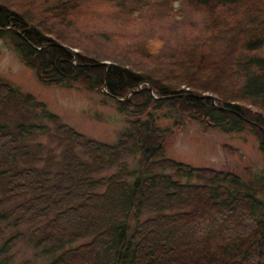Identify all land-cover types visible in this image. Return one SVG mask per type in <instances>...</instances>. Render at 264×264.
Here are the masks:
<instances>
[{
    "label": "trees",
    "instance_id": "obj_1",
    "mask_svg": "<svg viewBox=\"0 0 264 264\" xmlns=\"http://www.w3.org/2000/svg\"><path fill=\"white\" fill-rule=\"evenodd\" d=\"M172 1L157 4L166 17ZM150 2L0 0V38H10L39 82L98 90L128 117L114 143L99 141L0 79V233L35 221L29 240L55 253L48 264H264V166L254 186L167 157L171 129L156 113L169 108L205 128L248 130L264 152V0H182L195 32L149 68L86 52L70 34L94 5L131 16ZM133 52L150 54L145 44ZM44 133L58 149L45 158L43 145L31 144ZM19 237L8 236L0 255Z\"/></svg>",
    "mask_w": 264,
    "mask_h": 264
},
{
    "label": "rangeland",
    "instance_id": "obj_2",
    "mask_svg": "<svg viewBox=\"0 0 264 264\" xmlns=\"http://www.w3.org/2000/svg\"><path fill=\"white\" fill-rule=\"evenodd\" d=\"M150 3L136 7L134 12L131 11V16L115 13L106 4L94 5L92 13H82L73 21L70 34L86 52L127 64L135 62L137 68H149L154 64L153 57L157 53L165 55L163 53H167L166 48L171 43L181 42L184 36L186 38L195 32L184 14L182 0L172 1L169 11L174 15L168 17L163 7L158 8L159 0ZM141 44L146 45L149 57L133 52L134 47ZM0 79L24 94H31L35 102L44 105V110L58 115L60 121L96 140L114 143L127 125V115L117 110L114 101L98 90H85L79 85L67 88L39 82L35 72L25 66L9 37L0 38ZM156 113L159 115L158 124L171 129L166 140L167 157L195 167L230 171L244 183L254 184L259 170L264 166V152L259 150L257 139L251 132L227 133L217 128H205L197 120L182 121V116L169 108H162ZM175 119L182 122L174 125ZM37 121L51 126L46 119L38 118ZM34 143L43 145L40 155L44 158L58 150L50 134L38 135L31 141V144ZM137 159V156L133 159L132 167L137 165ZM15 201H6L1 208H10ZM37 225L35 221L23 222L18 227L3 225L0 245L10 235L18 233L20 237L11 250L0 255V260L7 257L8 264H48L55 253L43 255L29 240L31 230ZM80 242L82 240L70 246Z\"/></svg>",
    "mask_w": 264,
    "mask_h": 264
},
{
    "label": "water",
    "instance_id": "obj_3",
    "mask_svg": "<svg viewBox=\"0 0 264 264\" xmlns=\"http://www.w3.org/2000/svg\"><path fill=\"white\" fill-rule=\"evenodd\" d=\"M101 63H107V62H101Z\"/></svg>",
    "mask_w": 264,
    "mask_h": 264
}]
</instances>
